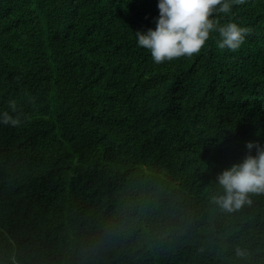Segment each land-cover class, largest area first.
<instances>
[{"label":"trees","instance_id":"obj_1","mask_svg":"<svg viewBox=\"0 0 264 264\" xmlns=\"http://www.w3.org/2000/svg\"><path fill=\"white\" fill-rule=\"evenodd\" d=\"M158 2L0 0V113H23L0 124V264H264V193L212 202L264 147V0L159 64L134 35ZM229 23L252 30L236 51Z\"/></svg>","mask_w":264,"mask_h":264},{"label":"clouds","instance_id":"obj_2","mask_svg":"<svg viewBox=\"0 0 264 264\" xmlns=\"http://www.w3.org/2000/svg\"><path fill=\"white\" fill-rule=\"evenodd\" d=\"M234 3L243 5L245 0H234ZM157 7L160 15L154 21L155 30L149 28L146 33L137 31L134 35L137 45L149 50L154 62L159 64L199 53L215 27L210 17L214 12L228 13L231 6L225 0H159ZM216 30L219 32L217 47L230 51L238 50L252 32L235 23ZM9 108L17 113L15 100L9 101ZM22 115L20 112L14 117L4 111L0 113V124L17 127L22 122ZM246 148L249 154L241 163L232 165L216 177L223 194L213 196L212 202L226 212L251 204L250 193H264V147L248 142ZM254 148L255 156L251 155ZM236 255L243 257L245 252L237 248Z\"/></svg>","mask_w":264,"mask_h":264}]
</instances>
